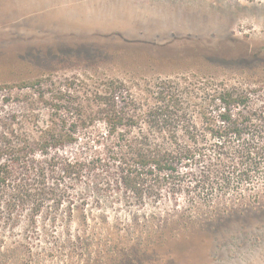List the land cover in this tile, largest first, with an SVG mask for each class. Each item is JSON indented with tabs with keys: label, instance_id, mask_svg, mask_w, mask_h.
Segmentation results:
<instances>
[{
	"label": "rangeland",
	"instance_id": "obj_1",
	"mask_svg": "<svg viewBox=\"0 0 264 264\" xmlns=\"http://www.w3.org/2000/svg\"><path fill=\"white\" fill-rule=\"evenodd\" d=\"M61 1L0 0V116L59 127V97L70 85L117 79L142 96L158 78H179L196 99L233 91L248 97L247 110L264 111V0H131L137 14L123 18L137 27L124 32L73 31L80 16ZM76 113L65 127L77 140L50 157H107L104 122L78 123ZM245 141L264 147V133L225 143ZM256 170L253 189L236 191L223 177L210 181V198L163 195L143 205L101 168L78 180L57 170L46 182L59 178L63 193L31 196L14 210L9 195L0 197V264H264V160Z\"/></svg>",
	"mask_w": 264,
	"mask_h": 264
},
{
	"label": "trees",
	"instance_id": "obj_2",
	"mask_svg": "<svg viewBox=\"0 0 264 264\" xmlns=\"http://www.w3.org/2000/svg\"><path fill=\"white\" fill-rule=\"evenodd\" d=\"M87 86L70 85L61 93L59 127L51 121L34 129L31 116H0V197H11V210L34 195L63 193L59 178L52 185L46 182L57 170L63 180H78L101 168L104 175L115 176L118 189L132 193L141 205L147 200L157 202L163 195L210 198L216 190L210 181L223 177L227 184L233 179L236 191L245 185L255 187L252 180L264 160V147L249 141L236 146L225 143L250 132L264 133V111L262 107L247 110L248 97L214 90L196 99L179 78H158L142 96L132 94L117 79H107L92 89ZM234 107L241 110L233 113ZM69 113L77 114L78 123L104 122L111 152L107 157L88 162L50 157L52 149L77 140L75 129L65 127ZM200 165V172L195 171ZM211 166L219 168L212 170ZM42 207V202L35 203L36 212Z\"/></svg>",
	"mask_w": 264,
	"mask_h": 264
},
{
	"label": "crops",
	"instance_id": "obj_3",
	"mask_svg": "<svg viewBox=\"0 0 264 264\" xmlns=\"http://www.w3.org/2000/svg\"><path fill=\"white\" fill-rule=\"evenodd\" d=\"M119 1L126 2L128 8L123 10L121 7H111ZM61 2L64 4L62 6L71 4L80 16L79 20L72 21L74 23L69 26L73 31L88 32L100 29L124 32L137 27L134 23L127 22V18H123L125 15L135 16L137 14L135 4L131 0H64ZM62 23L66 24V20Z\"/></svg>",
	"mask_w": 264,
	"mask_h": 264
}]
</instances>
